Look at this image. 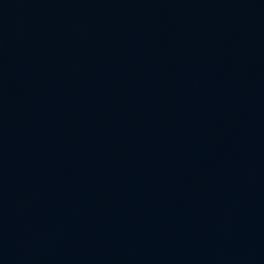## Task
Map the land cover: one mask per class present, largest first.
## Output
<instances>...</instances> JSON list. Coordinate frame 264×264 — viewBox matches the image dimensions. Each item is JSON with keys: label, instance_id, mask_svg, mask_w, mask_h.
<instances>
[{"label": "water", "instance_id": "1", "mask_svg": "<svg viewBox=\"0 0 264 264\" xmlns=\"http://www.w3.org/2000/svg\"><path fill=\"white\" fill-rule=\"evenodd\" d=\"M0 264H264V0H0Z\"/></svg>", "mask_w": 264, "mask_h": 264}]
</instances>
